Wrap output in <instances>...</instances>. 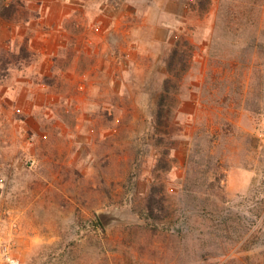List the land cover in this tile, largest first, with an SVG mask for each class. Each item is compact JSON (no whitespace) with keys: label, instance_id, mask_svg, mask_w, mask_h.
Segmentation results:
<instances>
[{"label":"rangeland","instance_id":"rangeland-1","mask_svg":"<svg viewBox=\"0 0 264 264\" xmlns=\"http://www.w3.org/2000/svg\"><path fill=\"white\" fill-rule=\"evenodd\" d=\"M0 264H264V0H0Z\"/></svg>","mask_w":264,"mask_h":264},{"label":"trees","instance_id":"trees-1","mask_svg":"<svg viewBox=\"0 0 264 264\" xmlns=\"http://www.w3.org/2000/svg\"><path fill=\"white\" fill-rule=\"evenodd\" d=\"M155 188H156V187H155ZM150 205H151V211H153L154 209L152 208V206H154V202L151 201V202H150Z\"/></svg>","mask_w":264,"mask_h":264}]
</instances>
